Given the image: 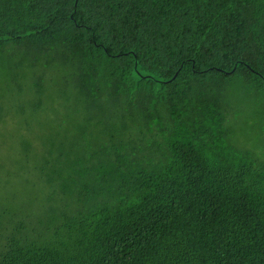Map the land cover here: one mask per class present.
<instances>
[{
	"label": "trees",
	"instance_id": "trees-1",
	"mask_svg": "<svg viewBox=\"0 0 264 264\" xmlns=\"http://www.w3.org/2000/svg\"><path fill=\"white\" fill-rule=\"evenodd\" d=\"M0 60L81 121L0 264H264V0H0Z\"/></svg>",
	"mask_w": 264,
	"mask_h": 264
},
{
	"label": "rangeland",
	"instance_id": "rangeland-1",
	"mask_svg": "<svg viewBox=\"0 0 264 264\" xmlns=\"http://www.w3.org/2000/svg\"><path fill=\"white\" fill-rule=\"evenodd\" d=\"M16 61L0 60V248L18 223H25L26 232L35 234L48 207L61 205L58 195L57 202L49 200L56 189L42 175L50 173L45 163L52 146L70 142L68 136L81 122L76 106L54 93L65 88L62 74L54 77L55 91L46 80L41 100L33 90L36 77L26 69L24 80ZM245 132L238 133V142L260 153L255 145L261 130L251 136Z\"/></svg>",
	"mask_w": 264,
	"mask_h": 264
}]
</instances>
